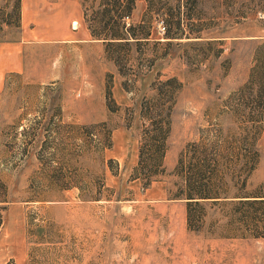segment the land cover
Wrapping results in <instances>:
<instances>
[{
    "label": "rangeland",
    "instance_id": "obj_1",
    "mask_svg": "<svg viewBox=\"0 0 264 264\" xmlns=\"http://www.w3.org/2000/svg\"><path fill=\"white\" fill-rule=\"evenodd\" d=\"M29 2L0 91V264H264V0H135L124 41L90 28L124 2L83 0V27L72 0ZM21 15L0 0V42Z\"/></svg>",
    "mask_w": 264,
    "mask_h": 264
},
{
    "label": "crops",
    "instance_id": "obj_2",
    "mask_svg": "<svg viewBox=\"0 0 264 264\" xmlns=\"http://www.w3.org/2000/svg\"><path fill=\"white\" fill-rule=\"evenodd\" d=\"M41 1V0H39ZM73 8H65L66 14H68L67 19L69 21L78 22L79 25L83 27L85 21L84 17V6L83 0H72ZM31 4L29 0H22V15L20 20V26L23 30V36L18 39V41H4L0 42V91L3 89L4 78L12 73H22L26 70V43L25 34L36 33V30L29 26V12L31 9ZM50 14L52 16L51 20V30L54 29L55 37L58 35V23L57 17L60 11L59 2H50ZM54 16V17H53ZM53 18L55 19L53 22ZM54 23V24H53ZM13 27V26H12ZM85 27V26H84ZM90 35V33H89ZM42 83L51 80H40Z\"/></svg>",
    "mask_w": 264,
    "mask_h": 264
},
{
    "label": "trees",
    "instance_id": "obj_3",
    "mask_svg": "<svg viewBox=\"0 0 264 264\" xmlns=\"http://www.w3.org/2000/svg\"><path fill=\"white\" fill-rule=\"evenodd\" d=\"M20 1L18 0V6H20ZM112 2V7L114 10H118V6H120V3H125V5L128 4V9L127 12H123L120 13L119 11H115L117 13V16L115 17H108L107 15H109V13H111L113 10L110 9V4H105V8L107 9L105 11V14H102L101 19L99 20L104 27H106L107 29H115L117 27L116 30L113 31H109V32H98L97 30L94 29V26L91 25V33L92 36L97 38V39H102V40H114V41H124V40H128L127 35L130 34V30L129 29H125V24L123 23V19L126 16H129L130 14V10H132L133 5L135 3V0H127V2H125L126 0H109V2ZM95 22H97V20H95ZM99 23V24H101ZM121 29V31H120ZM259 62V61H258ZM262 67L261 64H256L254 66L253 71L256 73H252L251 75V81L253 84H259L260 86H262L260 92H258V96H263L264 98V73L261 71ZM252 71V72H253ZM261 108H264V101L260 104ZM152 150L154 151V148H152ZM162 150V148L159 149H155V153L158 154V151ZM187 199L193 201V202H197V200L199 199H203L205 197H202L199 194H189L187 195Z\"/></svg>",
    "mask_w": 264,
    "mask_h": 264
}]
</instances>
